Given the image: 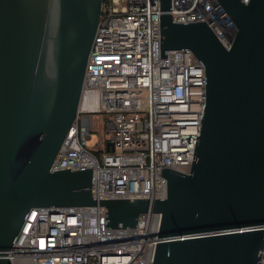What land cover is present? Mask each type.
Returning a JSON list of instances; mask_svg holds the SVG:
<instances>
[{"label":"water","instance_id":"95a60500","mask_svg":"<svg viewBox=\"0 0 264 264\" xmlns=\"http://www.w3.org/2000/svg\"><path fill=\"white\" fill-rule=\"evenodd\" d=\"M235 34L174 22L160 0V57L187 49L205 105L188 172L161 167L162 198L96 199L91 167L51 170L79 105L102 0H0V264L30 208H105V228L161 221L152 264H258L264 243V0H218ZM112 150L106 143V150Z\"/></svg>","mask_w":264,"mask_h":264},{"label":"built area","instance_id":"2783aa9c","mask_svg":"<svg viewBox=\"0 0 264 264\" xmlns=\"http://www.w3.org/2000/svg\"><path fill=\"white\" fill-rule=\"evenodd\" d=\"M169 13L177 23L204 20L225 46L235 34L218 0H170ZM159 14L160 0H102L77 114L50 166L91 167L96 199L162 198L161 167L188 172L192 163L204 68L187 49L160 57ZM94 113L109 118L99 155L87 147ZM160 221L145 212L135 227L105 228L101 205L33 207L7 256L11 264H152Z\"/></svg>","mask_w":264,"mask_h":264},{"label":"rangeland","instance_id":"374dc122","mask_svg":"<svg viewBox=\"0 0 264 264\" xmlns=\"http://www.w3.org/2000/svg\"><path fill=\"white\" fill-rule=\"evenodd\" d=\"M108 116H104L102 114H91V120H92V131L90 132V137L87 140V147L90 150H99L100 147V141L102 138V132L103 136L107 135V121H108Z\"/></svg>","mask_w":264,"mask_h":264},{"label":"trees","instance_id":"16d2710c","mask_svg":"<svg viewBox=\"0 0 264 264\" xmlns=\"http://www.w3.org/2000/svg\"><path fill=\"white\" fill-rule=\"evenodd\" d=\"M94 152H95V154H97V155H99V154L101 153L100 151H97V150H96V151L94 150Z\"/></svg>","mask_w":264,"mask_h":264}]
</instances>
